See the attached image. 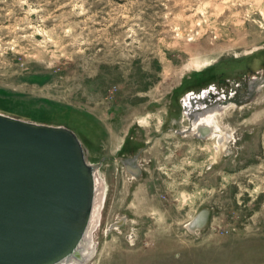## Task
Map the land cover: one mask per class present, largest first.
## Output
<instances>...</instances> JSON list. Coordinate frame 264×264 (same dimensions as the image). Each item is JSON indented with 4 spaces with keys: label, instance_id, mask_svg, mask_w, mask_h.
Returning <instances> with one entry per match:
<instances>
[{
    "label": "rangeland",
    "instance_id": "1",
    "mask_svg": "<svg viewBox=\"0 0 264 264\" xmlns=\"http://www.w3.org/2000/svg\"><path fill=\"white\" fill-rule=\"evenodd\" d=\"M263 84L264 0H0V113L70 127L103 177L86 264H264Z\"/></svg>",
    "mask_w": 264,
    "mask_h": 264
},
{
    "label": "water",
    "instance_id": "2",
    "mask_svg": "<svg viewBox=\"0 0 264 264\" xmlns=\"http://www.w3.org/2000/svg\"><path fill=\"white\" fill-rule=\"evenodd\" d=\"M95 189L73 129L0 113V264L81 257Z\"/></svg>",
    "mask_w": 264,
    "mask_h": 264
},
{
    "label": "bare ground",
    "instance_id": "3",
    "mask_svg": "<svg viewBox=\"0 0 264 264\" xmlns=\"http://www.w3.org/2000/svg\"><path fill=\"white\" fill-rule=\"evenodd\" d=\"M260 88H261V85H260ZM260 95L261 93L258 94V96ZM205 100L206 98L204 96H199V98L197 95L186 97L187 104H189L188 105L190 109L189 111H191V113L189 112V114L194 116L192 117L193 118L192 124L195 127L196 131L200 134L201 137H205V136L214 137L218 135L217 124H216L217 114L222 112V109L224 108V106H222L223 104L221 103L219 104L218 101L214 102V101H208V100L205 101ZM85 149L87 151L88 162L95 165V187L96 189H95V201H94V206L92 210V215H91V219L89 221L85 236L82 242L80 243L81 244V248H80L81 257L75 256L69 260H64L58 264H86L93 258V256L95 255V251L97 250L96 245H95L94 233L97 230L98 225H99L98 221H99L100 212H101L100 208L102 206L101 203H102V200L104 201V198H103L104 181L99 171V165H97V163H93L90 161L89 151L86 146H85ZM130 162L134 166H137L136 163H133L134 161H130ZM196 223L197 222H192L191 224H189L192 230L196 228Z\"/></svg>",
    "mask_w": 264,
    "mask_h": 264
},
{
    "label": "built area",
    "instance_id": "4",
    "mask_svg": "<svg viewBox=\"0 0 264 264\" xmlns=\"http://www.w3.org/2000/svg\"><path fill=\"white\" fill-rule=\"evenodd\" d=\"M215 89H217V88H216L215 85H213V86H209L207 89H205V90L202 91V92L207 91V92H206V93H207V96H205L206 100H208L207 97L210 98L211 95H214V90H215ZM191 93H192V92H191ZM193 93H194V92H193ZM196 93H197V92H195V94H193V95H196ZM197 94H201V92H200V93L198 92ZM209 94H210V96H209ZM193 95L190 94V93H188V96H186V97L193 96ZM197 96H198V98H199V95H197ZM201 96H202V94H201ZM206 100H205V101H206ZM208 101H209V100H208ZM210 101H211V100H210Z\"/></svg>",
    "mask_w": 264,
    "mask_h": 264
},
{
    "label": "flooded vegetation",
    "instance_id": "5",
    "mask_svg": "<svg viewBox=\"0 0 264 264\" xmlns=\"http://www.w3.org/2000/svg\"><path fill=\"white\" fill-rule=\"evenodd\" d=\"M122 160H123V162H124V164H125V166H126V168L129 170V167L130 168H137L138 169V172L137 173H139V171H140V169H139V167L138 166H134V165H132L131 164V162H129V160H127V159H123V158H121ZM130 172H132L131 170H129ZM134 173V172H133ZM137 173H135V174H137Z\"/></svg>",
    "mask_w": 264,
    "mask_h": 264
}]
</instances>
